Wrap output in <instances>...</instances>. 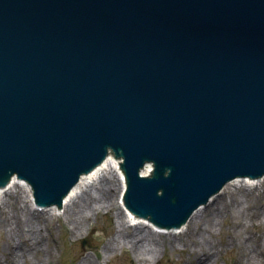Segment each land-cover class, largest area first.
Returning a JSON list of instances; mask_svg holds the SVG:
<instances>
[{"label": "water", "instance_id": "water-1", "mask_svg": "<svg viewBox=\"0 0 264 264\" xmlns=\"http://www.w3.org/2000/svg\"><path fill=\"white\" fill-rule=\"evenodd\" d=\"M108 148L160 224L263 180L264 0H0V183L60 203Z\"/></svg>", "mask_w": 264, "mask_h": 264}, {"label": "bare ground", "instance_id": "bare-ground-1", "mask_svg": "<svg viewBox=\"0 0 264 264\" xmlns=\"http://www.w3.org/2000/svg\"><path fill=\"white\" fill-rule=\"evenodd\" d=\"M153 168V162H145L138 176H151ZM124 169L125 160L111 150L100 164L79 176L58 206L45 205L43 209L32 208L30 186L18 175L1 182L2 251L9 257L0 264H53L58 254L52 248L57 243L56 222L77 239L100 218L108 221L101 253L83 254L73 264H110V258L118 251L124 252L123 262L127 259L129 264H156L168 245L184 253V259L178 260L181 264H217L218 252L220 259L232 248L235 263L264 264V178L229 181L221 192L212 195L207 206L202 205L180 226L172 222L160 224L149 217V212L126 208L122 199L126 189L119 179L124 176ZM222 218L246 221L244 225L237 222L226 228L224 246L216 240L218 220ZM249 224L252 228L245 237L242 230ZM253 240L258 244L252 246Z\"/></svg>", "mask_w": 264, "mask_h": 264}, {"label": "rangeland", "instance_id": "rangeland-1", "mask_svg": "<svg viewBox=\"0 0 264 264\" xmlns=\"http://www.w3.org/2000/svg\"><path fill=\"white\" fill-rule=\"evenodd\" d=\"M244 198L242 199V206H247V202H244ZM254 204V203H253ZM262 212V211H261ZM252 213H250L251 215ZM260 215V213H259ZM259 219H257L258 221ZM14 222V221H13ZM237 222H242L243 225L246 221L234 218L228 220L227 218H222L218 220L217 224V231H218V237L216 240H218V243H222L223 246L227 242V236L226 231L229 228L230 224H235ZM108 221L106 218H100L94 222V227L91 228L84 236L79 237L77 239H74L70 236L69 232L66 231L61 226V223L56 222V237H57V243H52L54 246L52 248L55 252H57V258L53 261V264H73L78 256H82L83 254H90L91 256H95V254L101 253V247L103 244L101 242L104 241L106 238V228H107ZM15 225V222H14ZM243 228V227H242ZM242 228L238 229L241 230ZM252 228V225L249 224V227L247 229H243V233L246 237L248 235V229ZM182 229V228H181ZM47 238V237H46ZM86 241V244H84ZM19 243V241H18ZM252 246L257 245L258 242H251ZM21 246V244L19 245ZM4 248L3 244V233L0 231V262L4 259H7L9 255L6 252H3L2 249ZM226 250L220 257L219 252L216 258L217 264H237L234 262V248ZM237 253V252H236ZM101 255V254H100ZM238 255V254H237ZM104 256V255H103ZM184 253L182 251H178V247L173 248L172 246H169L166 248L164 253L162 254L161 260L156 264H181V262H178V260L184 259ZM31 258V257H29ZM123 258H125L123 251H118L115 256L110 258V264L113 263H119V264H129V261L126 259L125 262H123ZM260 262V258H259ZM260 264V263H259Z\"/></svg>", "mask_w": 264, "mask_h": 264}]
</instances>
